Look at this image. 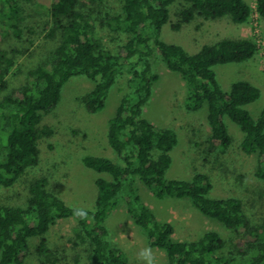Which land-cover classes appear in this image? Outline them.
<instances>
[{
	"label": "trees",
	"instance_id": "trees-1",
	"mask_svg": "<svg viewBox=\"0 0 264 264\" xmlns=\"http://www.w3.org/2000/svg\"><path fill=\"white\" fill-rule=\"evenodd\" d=\"M31 1L0 0V10L14 21L10 26L17 37L21 36V3ZM102 1L53 0L50 4L48 34L58 31L59 40L48 63L28 69L23 83L0 99V186H11L28 168L39 163L38 141L54 132L43 118L56 107L62 88L71 77L84 75L94 81L80 101L87 112L95 113L104 107L110 88L127 65L131 93L120 99L107 130L108 144L122 163L105 156L82 157L85 166L108 176L95 178V204L92 209L84 208L89 212L87 220L73 217L71 205L49 188L44 175L29 182L24 206L0 204V264H25L23 252L31 238L37 239L36 251L44 258L42 263L57 264L48 248L47 234L56 220L70 217L76 220V235L89 246L88 256L93 264H128L125 252L115 249L107 239L105 225L110 211L121 204L143 231L148 245L164 250L165 264H264V222L254 224L250 220L240 197L210 196L213 184L206 173L195 172L187 180L167 179L176 132L157 126L142 115L159 79L154 70L158 55L170 71L185 81L186 108L196 111L206 106L208 142L212 146L208 152L217 148L222 153L230 147L233 139L223 120L227 116L242 131L240 148L247 155H255L254 175L264 182V111L254 118L245 108L259 97L260 90L248 80H236L225 92L213 70L216 64L253 57L258 50L255 40L225 37L189 53L181 45L159 38L160 28L169 21L171 8L178 0H122L117 15L107 13L100 19L93 16L98 12L92 6ZM180 2L181 8L174 11L177 19L171 25L173 29L197 16H228L232 22L243 24L253 11L246 0ZM256 10L264 21V0H256ZM97 20L101 27L108 25L126 34L119 53L107 50L96 37ZM15 62L13 56L0 49V90L8 87ZM138 180L158 198L189 199L203 215L246 236L245 246L233 245L226 254L227 240L216 230H206L196 239H174L173 225L158 220L138 194ZM234 251L244 259L234 257Z\"/></svg>",
	"mask_w": 264,
	"mask_h": 264
},
{
	"label": "rangeland",
	"instance_id": "rangeland-1",
	"mask_svg": "<svg viewBox=\"0 0 264 264\" xmlns=\"http://www.w3.org/2000/svg\"><path fill=\"white\" fill-rule=\"evenodd\" d=\"M53 0H32L21 3L22 16L18 23L21 36L14 34V28L4 10H0V49L16 60L8 76V87L0 90V99L13 88L23 83L28 69L37 64L48 63L53 48L59 40V32L50 33L49 7ZM253 7L256 0H246ZM122 0H103L92 6L100 19L117 15ZM178 0L171 8V16L162 25L159 38L167 43L179 44L187 52H197L204 44L214 43L222 38L247 37L259 41L255 55L241 62H228L213 66L217 80L223 91H228L236 80H248L260 90L254 101L245 105L252 117L257 118L264 111V21L253 11L248 22L237 24L228 16L204 19L197 16L179 29H173L176 22L174 11L181 8ZM3 7H1L2 9ZM96 37H100L103 47L112 53H119L120 46L127 38L120 30L104 25L97 20ZM15 51L19 52L16 53ZM154 70L159 79L154 84L151 98L144 105L142 115L157 126L173 128L177 143L171 151L172 162L165 173L167 179H190L195 172L210 176L213 188L212 197H240L244 209L254 224L264 222V182L254 175L255 155H247L240 148L243 137L238 125L227 116L225 125L232 136V143L226 152L215 149L208 142L209 124L206 120V106L199 110H188L186 104L185 81L178 73L170 71L157 55ZM116 83L110 88L105 105L95 113L87 112L80 96L94 85V81L84 75L71 77L63 86L61 98L56 107L44 116L43 120L53 129L50 137L38 141L39 163L28 168L11 186H0V204L24 206L28 196L29 182L44 175L48 177L49 188L63 198L69 205L92 209L95 204L97 187L95 178L108 177L85 166V155L105 156L118 163L114 150L107 141L109 119L114 115L120 99L130 94L127 86L130 72L127 65L117 76ZM137 191L143 202L151 208L156 218L170 222L174 227L172 237L176 240L198 238L206 230H216L227 240L225 253L233 245L245 246L248 238L243 234L227 229L220 222L203 215L187 198L173 196L156 197L139 180ZM108 237L115 249L123 250L128 264H144L138 258L142 248H151L156 264H165L164 250L150 247L139 226L126 212L124 204L110 211L105 219ZM76 220L73 217L58 219L51 225L47 234L51 256L57 258V264H93L89 259V246L76 235ZM36 238H31L24 250L25 264H43L44 258L36 251ZM237 252L233 256L240 259ZM241 257V256H240ZM242 258V257H241ZM244 259V258H242Z\"/></svg>",
	"mask_w": 264,
	"mask_h": 264
},
{
	"label": "clouds",
	"instance_id": "clouds-1",
	"mask_svg": "<svg viewBox=\"0 0 264 264\" xmlns=\"http://www.w3.org/2000/svg\"><path fill=\"white\" fill-rule=\"evenodd\" d=\"M73 217L78 220H87L89 218L88 210L80 208L76 205L71 206ZM138 258L144 262V264H156V258L153 255L151 248H142L138 252Z\"/></svg>",
	"mask_w": 264,
	"mask_h": 264
},
{
	"label": "built area",
	"instance_id": "built-area-1",
	"mask_svg": "<svg viewBox=\"0 0 264 264\" xmlns=\"http://www.w3.org/2000/svg\"><path fill=\"white\" fill-rule=\"evenodd\" d=\"M251 5V4H250ZM251 7H252V10L258 15V13H257V10H256V1H255V5H254V7L251 5ZM253 11H252V13H253ZM259 16V15H258ZM260 17V16H259ZM256 42V44H257V46L259 47V41L257 40V41H255Z\"/></svg>",
	"mask_w": 264,
	"mask_h": 264
}]
</instances>
